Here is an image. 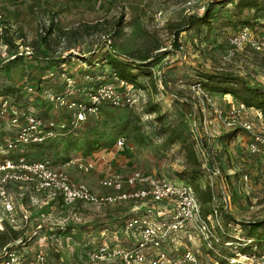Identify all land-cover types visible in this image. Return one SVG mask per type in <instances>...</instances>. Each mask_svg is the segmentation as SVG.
Instances as JSON below:
<instances>
[{
	"label": "rangeland",
	"instance_id": "rangeland-1",
	"mask_svg": "<svg viewBox=\"0 0 264 264\" xmlns=\"http://www.w3.org/2000/svg\"><path fill=\"white\" fill-rule=\"evenodd\" d=\"M207 1L0 0V101L7 99L13 108L29 109L43 119L65 120L74 112L60 106L56 95L86 102L82 88L107 82L119 84L108 63L101 60L106 50L115 51L123 55L122 58L147 54L155 61L147 69L152 74L151 79L140 75L137 80L142 87L131 85L135 93L140 94L137 106L121 108L102 103L96 112L86 115L72 136L21 145L3 152L5 142L14 137L16 127L9 124L8 115H0V160L18 156L31 161L47 160L96 193L112 191L100 185L105 175L112 174L120 179L131 170L191 183L177 175L184 167L179 144L165 148V134L158 133L160 127L183 129L191 140L202 135L211 140L237 131L229 141L222 139L213 144V159L221 172V180L210 182L205 173V178L196 183L201 187L210 185L217 206L224 205V194L228 195L227 212L233 218L263 220L261 174L264 162L247 150L248 135L238 124L246 121L254 132L264 134V117L257 116L258 110L253 108L236 119V127L222 124L214 110L227 116L236 100L229 93L210 89L212 86L227 87V83H206L200 73L230 72L251 85L264 86V50L236 49L228 43V35L240 26L224 24L237 0L224 7H214L217 16L210 28L203 24L198 29L178 31L186 25L190 15L203 12ZM259 2L262 13L246 9L243 13L255 16L254 24L261 30L264 0ZM176 32H179L177 37ZM81 56L90 60L84 62ZM85 75L90 77L89 82L84 81ZM11 88H14L13 93L8 92ZM150 107L156 111H149ZM159 115L161 120L157 119ZM86 136L88 140L97 138L93 148L86 146ZM119 136L125 140L121 147L116 145ZM196 154L202 164V156ZM71 160L90 161L92 168L81 170L75 163L68 164ZM243 174H247V180L242 179ZM7 187L18 217V229L23 230L21 238L32 235L36 224L41 222L40 213L44 215L39 229V236L44 239L39 242L50 264H115L92 262L88 254L100 242L121 246H126L123 243L126 241L130 245L135 243L131 234L123 229L124 215L120 214L131 203L133 207L140 201L100 205L76 202L65 207L58 199L46 201L45 193L34 192L29 185L11 183ZM166 205L169 203L155 205L164 217L171 211V207L163 209ZM25 209L38 220L22 223L19 215ZM2 222L8 223V220L0 204V228ZM103 230L105 234L101 236ZM243 230L219 215V224L211 227L213 238L201 234L196 226H189L188 231L172 232L160 248L171 258L190 250L197 258L196 264H216L215 258L207 253L211 241L213 249L218 250L216 238L221 240L226 232L228 240H235ZM114 234L118 235L117 239ZM26 244L29 243L23 244L19 239L13 242V248L26 257L25 252L29 255L33 252L25 248ZM259 251L263 257L257 264H263L264 248L259 247ZM240 260L238 258V264L244 263Z\"/></svg>",
	"mask_w": 264,
	"mask_h": 264
},
{
	"label": "built area",
	"instance_id": "built-area-1",
	"mask_svg": "<svg viewBox=\"0 0 264 264\" xmlns=\"http://www.w3.org/2000/svg\"><path fill=\"white\" fill-rule=\"evenodd\" d=\"M158 18V17H157ZM1 33V28H0ZM228 43L236 48H250L254 51L264 50V27L259 30L256 25H243L227 37ZM84 81L89 82L90 77L85 75ZM119 84L107 82L93 88H82V93L87 96L86 102L68 100L61 95H56L55 100L61 106L64 105L74 113L65 120L56 118L43 119L29 109L13 108L7 99L0 101V115L9 116V124L16 127L14 137L5 142L3 152L17 149L21 145L39 144L49 140L58 139L69 130L77 129L85 120L86 115L98 110L102 103L121 108H133L137 106L140 94L135 93L132 84L119 80ZM124 85V86H123ZM130 85V86H129ZM242 103L235 102L227 116L220 111H215L216 118L225 126L234 128L235 121L247 110ZM257 116L262 117L258 110ZM242 131L246 132L247 150L251 154H257L264 162V134L253 131L251 124L242 121L238 124ZM124 138L119 136L116 141L117 147L124 145ZM196 151L202 156L201 168L212 179L221 180V172L213 156L205 153L201 143L196 141ZM84 171L92 168V162L77 160L69 161ZM62 168L52 166L47 160H27L24 156L16 159L0 160V204L7 215V220L13 228L18 229V217L15 215L14 202L8 191L11 183L29 185L34 192L45 193L49 199L60 198L62 206L68 207L76 202L89 204H115L121 201L141 202V214L133 215L124 221V229L135 239L132 247L120 245H108L104 242L91 250L88 259L92 262H113L115 264H196L197 258L190 251H184L179 257L171 258L160 248L161 243L170 234L188 231L189 226H196L201 234H208L213 238L211 227L219 224L220 212L214 207L211 214L205 218L201 215L200 204L195 196L192 186L184 181L172 180L164 176H156L142 170H133L124 178L115 175H106L100 180V185L111 192L96 193L88 185L75 182ZM247 180V174L242 175ZM264 183V172L261 174ZM168 202L171 211L166 217L162 211L157 210L159 203ZM213 207V205H212ZM229 207V196L224 194V210ZM44 215L40 213L39 220L32 235L36 238L25 248L33 252L29 255L19 253L14 248H4L0 256V264H50L43 254V237L39 236ZM20 221L27 224L31 220H38L31 216L25 209L19 215ZM2 228V227H1ZM0 228V229H1ZM251 240H247V243ZM30 256H32L30 258ZM241 262H257L259 258L237 254ZM238 258L230 259V262H238ZM264 264V262L262 261Z\"/></svg>",
	"mask_w": 264,
	"mask_h": 264
},
{
	"label": "trees",
	"instance_id": "trees-1",
	"mask_svg": "<svg viewBox=\"0 0 264 264\" xmlns=\"http://www.w3.org/2000/svg\"><path fill=\"white\" fill-rule=\"evenodd\" d=\"M233 0H208L205 5L203 12L201 14L190 15L187 19L186 25L182 28H179L178 31L192 29L196 27L199 28L200 25H206L210 28L211 22L216 19L217 13L214 11L215 6L224 7L227 3H232ZM254 10L256 12L262 13V6L259 0H237L233 3L232 9L227 14V20L224 22L225 25L236 26L240 25H255L254 21L256 19L255 16H244V10ZM217 22V21H216ZM179 32L174 33L177 37ZM115 51L106 50L102 61L108 63L110 70L118 80L128 82V84H137L142 87V84L138 82V77L140 75H147L149 79H151V72L148 71L149 67L154 64V57L150 59V55L140 54L137 56H126V58H122L123 55L118 54ZM43 59L46 57L41 56ZM83 61H89L90 58L87 56H81ZM136 71V72H135ZM201 78L206 82L210 83H220L225 82L229 86L227 87H219L212 86L210 89L212 91H218L223 93H229L233 95L236 102L242 103L246 107H253L259 110L264 117V86L260 85H251L247 80L242 78L237 74H233L230 72H213L210 73H200ZM152 85L154 86V82ZM200 85V84H199ZM209 84H204L206 86ZM14 88L9 90V93H13ZM175 96H178L175 94ZM149 111H156V108L150 107ZM158 120L162 119V116L157 117ZM75 130H69L62 136H72L76 133ZM160 135L165 134V138L163 140V146L165 148L169 147L174 143L179 144V149L183 152L184 156V167L183 169L177 173L182 179H188L191 183H189L197 200L200 204L201 215L205 218L207 215L211 214L213 208L215 207L220 215L228 220V223H233L236 226H239L240 229H244L241 232V236H237L234 238L235 240H228L226 236L227 233L224 232L222 234V239L218 240L216 238V242H219L217 245L214 244L216 248L219 247L218 250L213 249V240L211 241L212 246L207 249V253L211 254L212 257L215 258L216 264H238V262H230V259L237 258V254H242L245 256H253L256 258L263 256V253L259 251V247L264 248V219L263 220H238L230 216L227 210H224V205L217 206L215 204V196L213 189L207 183L205 186L201 187L196 182V180L205 178V172L201 168V163L197 159V154L195 150L196 141L201 143L205 153L207 155L213 156V144L214 142H218L222 139L229 141L231 137L237 133L234 131L232 133L223 134L221 136H215L213 139L209 140L208 137L202 135L198 136L196 139L191 140L189 133L184 132L183 129L178 128H165L163 126L158 130ZM60 136V137H62ZM86 141V146L88 148H93L97 143V138L89 139L86 136L84 138ZM213 142V143H212ZM204 174V175H203ZM230 200V198H229ZM213 205V207H212ZM2 228L0 229V256L4 248H13V242L20 239V242L30 243L35 240V235H29L26 238H21L22 229H15L7 222H2ZM247 240H251L247 243ZM233 243H236L233 246ZM239 264H257V262H244Z\"/></svg>",
	"mask_w": 264,
	"mask_h": 264
},
{
	"label": "crops",
	"instance_id": "crops-1",
	"mask_svg": "<svg viewBox=\"0 0 264 264\" xmlns=\"http://www.w3.org/2000/svg\"><path fill=\"white\" fill-rule=\"evenodd\" d=\"M255 155H257V154H255ZM259 156V155H258ZM260 157V156H259ZM261 158V157H260ZM262 160V159H261ZM131 171H133V170H131ZM130 173V172H129ZM128 173V174H129ZM127 174V175H128ZM107 175H112V174H107ZM126 175V176H127ZM106 176V175H105ZM83 183V182H82ZM87 185V184H86ZM44 196L46 197V201H52V200H57L58 199V201L60 202V198H54V199H49L47 196H46V194H44ZM130 202V201H129ZM134 203V202H133ZM132 206V203L129 205V207H128V209L125 211V212H123V213H121L120 214V216L121 217H123V215H124V221L127 219V218H129V217H131V216H133V215H137V214H135V213H139V212H141L142 211V205H141V202L140 203H137V205H133V207H131ZM164 208V210H166V207H170L169 205L167 206H163ZM136 210H140V211H136ZM127 213H128V215H127ZM124 221H123V224H122V226L124 227ZM124 229V228H123ZM104 231L105 230H103L102 232H101V236L102 235H104L105 233H104ZM117 235V234H116ZM116 235L114 234V236H115V239H117V237H116ZM118 236V235H117ZM124 243V245H126V246H123V247H127V248H129V247H132L133 245L131 244H129L128 243V241H126V242H123ZM99 244H101V242L99 243ZM114 245H120V244H117V243H111V246H114ZM121 246V245H120ZM97 247V246H96ZM95 247V248H96ZM94 249V248H93ZM92 249V250H93Z\"/></svg>",
	"mask_w": 264,
	"mask_h": 264
}]
</instances>
